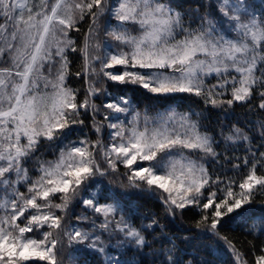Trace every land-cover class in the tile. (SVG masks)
<instances>
[{
  "label": "snow or ice",
  "instance_id": "6c2138e0",
  "mask_svg": "<svg viewBox=\"0 0 264 264\" xmlns=\"http://www.w3.org/2000/svg\"><path fill=\"white\" fill-rule=\"evenodd\" d=\"M212 9L186 19L171 0H0V64L7 65L0 67V264H65L66 247L98 255L102 264H134L108 249L150 247L143 233L160 227L155 216L140 228L124 216V201L143 193L159 199L173 217L197 208L194 227L226 247L232 264H264V241L249 242L242 252L220 231L239 222L249 225V235L264 237V213L257 218L254 205L264 193V120L262 143L255 149L252 128L232 125L227 134L219 132L234 149L243 144L245 155L229 157L218 153L214 136L202 130L203 112L169 106L149 114L135 108L126 91L97 87L106 80L135 86L155 100L195 97L211 108L239 104L264 112V7L214 0ZM102 20L103 55H96ZM81 24L87 25L83 33ZM73 32L82 35L79 45ZM69 54L82 61L74 75L83 78V93L66 85ZM209 77L216 82L207 84ZM100 94L107 102L97 105ZM82 114L91 117L96 140L71 139L85 123ZM42 141L55 159L35 156ZM30 160L35 176L25 167ZM205 160L223 174L210 172ZM121 166L128 188L136 192L124 190L123 181L119 189H101L97 177ZM242 168L243 178L227 176ZM74 202L92 215L82 212L70 220ZM117 235L121 239L112 244ZM173 251H161L157 259L193 264Z\"/></svg>",
  "mask_w": 264,
  "mask_h": 264
},
{
  "label": "trees",
  "instance_id": "16d2710c",
  "mask_svg": "<svg viewBox=\"0 0 264 264\" xmlns=\"http://www.w3.org/2000/svg\"><path fill=\"white\" fill-rule=\"evenodd\" d=\"M248 1L253 3L257 9L264 7V0ZM171 3L173 7L184 12L187 19L189 16L195 18L197 15H203L206 12L212 11L214 0H171ZM197 9L199 10L198 12L196 11ZM79 27L81 33H83L87 25L81 24ZM70 36L77 39L78 45L82 43V35L77 37L73 32L70 33ZM68 59L71 61V64L69 65L70 72L67 84L71 88H80L81 93H83L84 80L82 77L77 78L74 75L75 72L81 70L82 61L74 54H69ZM105 87H107L108 92L114 94L126 91L132 100V104L141 111L148 110L150 113H156L162 109H167L169 106H176L180 111L203 112V115L200 117L201 123L204 125L202 130L208 131L214 136L217 142L214 147L217 152L226 153L229 157L233 155H245L243 144L237 145L234 149L230 142L226 144L219 135L221 130L227 134L232 125L243 128L245 131H248V128L253 129V131L248 134L250 137H254L252 139L254 149L262 143L259 135V121L264 120V112L259 110L250 112L248 110L249 106L236 104L231 109L211 108L210 106L204 105L199 98L195 97L191 100L177 98L176 100L160 101L151 98L146 93L136 89L135 86L124 88L123 86H117L112 82L106 81ZM94 99L97 105L106 103V98L103 94H100L98 98ZM256 103H258V99H253L252 104L255 105ZM81 118L84 119L85 123L84 125L75 127L71 139L87 137L90 140H96L98 137L92 127L91 117L82 114ZM96 119L98 121L102 120V116H97ZM246 125L248 127H245ZM260 150L264 151V148ZM35 156H39L41 159L45 160H52L56 156V153L46 142L42 141ZM34 159L35 157H33V160ZM223 161L224 157L222 155L220 157V162L223 163ZM25 165L29 168L31 174L36 173L34 171L35 165L31 160ZM207 167L210 172L215 168L218 173L223 174L222 170L216 167L214 163H210L209 160H207ZM227 167L230 169L231 165H227ZM124 171L125 170L122 168L121 171H119L120 178L123 176L122 173ZM245 174L246 169L243 168L239 173L233 171L227 172V176L234 177L237 180L243 178ZM97 180L100 182L99 187L101 189H104L108 185L119 189L121 185V181L117 178H115L117 182L115 180L109 181L106 176L97 177ZM123 186L124 190L132 193L136 192L135 189L128 188L127 184L123 183ZM24 190V187L20 188V191ZM261 202H264V193L257 195L254 202L257 218H259L261 213H264V208L260 206ZM82 212L85 215H92V213L86 211L82 205L74 202L70 209L69 218L73 219L74 216L80 215ZM153 215L159 221L160 227L153 226L143 233L150 247L145 246L139 250L134 246L122 249L110 247L108 250L113 255L120 256L122 260L133 261L134 264H154V261L155 264H162L161 260L157 259V256L161 251L167 252L169 248L174 249L173 253H171L172 255H178L183 260L192 259L193 264H195L197 260H210L213 261L214 264H232L231 253L226 247L217 243L215 238L207 237L203 232L194 227L195 222L200 218L197 208H186L183 212L177 213L173 217L166 213L159 199L148 193L133 194L130 201H124L125 218L130 219V222L138 228L150 224ZM248 228L249 225L234 222L220 229V231L232 239L237 248L245 252L249 247V242L259 244L261 241H264V237H258L255 234L249 235ZM105 238L107 239V237ZM118 239H121L119 235L112 240V244H115ZM75 257L81 264H86V262L87 264H102L100 256L94 255L88 251L75 253ZM64 260L65 264H68L66 248L64 249Z\"/></svg>",
  "mask_w": 264,
  "mask_h": 264
},
{
  "label": "rangeland",
  "instance_id": "374dc122",
  "mask_svg": "<svg viewBox=\"0 0 264 264\" xmlns=\"http://www.w3.org/2000/svg\"><path fill=\"white\" fill-rule=\"evenodd\" d=\"M248 2H249V1H248ZM249 4H251L253 7H255L253 3L249 2ZM104 27H105V22L102 20V21H101V29H100V31H99L98 39H97V41H96L97 43H100V44H101V48H100L99 51H97V52L95 53L96 55H103ZM129 27L132 28L131 25H129ZM135 31H136V29L133 28V32H134V33H135ZM6 66H7L6 64H0V67H6ZM97 67H98V66H97ZM44 72H45V74H47V65H45ZM215 82H216V81H215V79H214L213 77H209V78L206 80V83L209 84V85L214 84ZM105 84H106V80L102 81L101 83H98V84H97V87H101V88H103V87H105ZM66 85L68 86L67 81H66ZM68 87H69V86H68ZM106 102H107V101H106ZM133 106H134V105H133ZM134 107H135V106H134ZM135 108H136V107H135ZM164 110H165V109H162V110H160V112H162V111H164ZM179 111H180V110H179ZM149 114H155V113H150V112H149ZM101 137H102V139L104 140V143L107 144V143H108V130H107V129H104V130L102 131ZM194 158H195V157H194ZM53 159H55V157H54ZM204 162H205V164H206V166H207V160H205ZM25 167H26V165H25ZM102 167H103V164H102ZM121 168L124 169V168L121 166L119 171H121ZM124 170H125V169H124ZM119 171L116 172V173H111V174H109V175H106L107 179H108L109 181H113V180H115V178H117L119 181H123L124 184H127V180L124 179L123 176H121V178H120ZM30 175L35 176V175H37V173H35V174H31V173H30ZM115 181H116V180H115ZM116 182H117V181H116ZM117 184H118V183H117ZM24 191H26V189H25ZM93 191H96V189H93ZM70 220H71V218H70ZM108 251H109V250H108ZM109 253L112 254L110 251H109ZM73 254L75 255L73 249H71V248H67V247H66V256H67L68 264H81L77 259H75L74 261H73V260H70L69 257H70V255H73ZM112 255H113V254H112Z\"/></svg>",
  "mask_w": 264,
  "mask_h": 264
}]
</instances>
